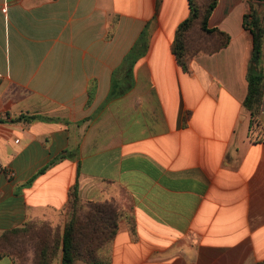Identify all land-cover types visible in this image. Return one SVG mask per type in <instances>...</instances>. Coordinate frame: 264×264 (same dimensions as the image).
<instances>
[{"label": "crops", "instance_id": "obj_1", "mask_svg": "<svg viewBox=\"0 0 264 264\" xmlns=\"http://www.w3.org/2000/svg\"><path fill=\"white\" fill-rule=\"evenodd\" d=\"M263 4L218 0L229 44L195 27L185 72L189 0H0V237L63 235L76 186L124 209L92 264H264V126L245 105Z\"/></svg>", "mask_w": 264, "mask_h": 264}, {"label": "trees", "instance_id": "obj_2", "mask_svg": "<svg viewBox=\"0 0 264 264\" xmlns=\"http://www.w3.org/2000/svg\"><path fill=\"white\" fill-rule=\"evenodd\" d=\"M217 2L218 0H189L190 16L179 25L172 46L177 62L185 72L190 71L191 54L195 51L190 50L188 45L190 33L195 27L199 26L201 31L208 36H216L221 42L220 48L229 44L230 37L226 33L219 29L209 28L208 25ZM250 25L254 26L256 31L257 63L264 47V31L260 17L254 15ZM246 26L249 27V24L246 23ZM204 49H202L204 52L209 50V48ZM198 50L200 49L196 51ZM263 84L264 79L260 75L250 79L249 95L245 105L251 112L253 123L257 112L260 113ZM38 118V116L32 117L34 120ZM69 203L73 215L63 235L49 225L38 226L36 224L28 225L22 230L7 232L0 237V258L4 255H18L23 264L26 260L25 248L19 249L15 246L20 243V240H24L36 251L33 264H53L60 251L63 252L62 264H74L77 260L88 264L95 263L98 250L114 239L123 212L112 202L82 203L76 186L70 193Z\"/></svg>", "mask_w": 264, "mask_h": 264}, {"label": "rangeland", "instance_id": "obj_3", "mask_svg": "<svg viewBox=\"0 0 264 264\" xmlns=\"http://www.w3.org/2000/svg\"><path fill=\"white\" fill-rule=\"evenodd\" d=\"M264 1V0H263ZM264 5V4H263ZM260 20H261V27H262V29H263V31H264V7L262 8V10H261V16H260ZM195 35H196V32L194 33ZM193 34V35H194ZM263 36H264V34H263ZM259 67L261 68V69H263L264 70V54L263 55H261V59L259 60ZM255 122H254V128L255 127H261V126H264L263 125V123H264V116H262L260 113H259V111L257 112V114H256V116H255ZM80 195V194H79ZM80 199H81V201H82V203H86V202H88V201H96V202H112V204H114V205H116V206H118L121 210L123 209L122 208V206L119 204V203H116V201H114V200H107V201H100V200H96V199H93V200H91V199H83L82 198V196H80ZM124 210V209H123ZM123 210H122V212H123ZM124 213V212H123ZM68 214H69V221L71 220V218H72V208L71 207H69L68 208ZM69 221H68V223H69Z\"/></svg>", "mask_w": 264, "mask_h": 264}, {"label": "built area", "instance_id": "obj_4", "mask_svg": "<svg viewBox=\"0 0 264 264\" xmlns=\"http://www.w3.org/2000/svg\"><path fill=\"white\" fill-rule=\"evenodd\" d=\"M260 114L262 116H264V84H263V92H262V99H261Z\"/></svg>", "mask_w": 264, "mask_h": 264}]
</instances>
